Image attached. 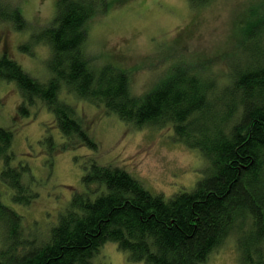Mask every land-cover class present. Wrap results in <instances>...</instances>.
<instances>
[{
	"label": "trees",
	"instance_id": "obj_1",
	"mask_svg": "<svg viewBox=\"0 0 264 264\" xmlns=\"http://www.w3.org/2000/svg\"><path fill=\"white\" fill-rule=\"evenodd\" d=\"M207 1L189 0L193 6ZM110 6L107 0H57L52 20L31 28L20 49H49L42 80L0 53V80L16 85L18 114L45 107L67 147L90 151L98 145L76 100L135 127L166 123L179 143L208 162L207 175L190 192L164 199L127 171L90 159L81 178L84 190L74 192L48 237L38 240L24 235L23 218L0 196V264H93L107 243L132 262L204 264L231 235L240 264H264V1L262 14L249 10L236 26L237 46L245 51L225 80L205 77L193 64L141 96L132 94L125 70L96 66L85 50L86 24ZM21 14L0 4V23L26 34ZM46 139L53 147L52 137ZM12 145L13 133L0 127V179L14 191V203L29 205L38 195L23 180L28 165H13Z\"/></svg>",
	"mask_w": 264,
	"mask_h": 264
},
{
	"label": "rangeland",
	"instance_id": "obj_2",
	"mask_svg": "<svg viewBox=\"0 0 264 264\" xmlns=\"http://www.w3.org/2000/svg\"><path fill=\"white\" fill-rule=\"evenodd\" d=\"M56 1L0 0V4L20 11L28 25L25 34L8 22L0 23V53L6 52L38 80L46 72L49 49L32 44L30 51L24 52L20 47L29 41L31 28L40 29L52 20ZM263 1L208 0L193 6L189 0H107L111 6L98 11L85 26V50L94 65L125 70L135 96L152 92L166 75L193 64L205 77L223 81L237 55L245 51L237 46L236 26L249 10L262 14ZM20 103L16 85L0 80V127L13 133V165H28L30 173L24 174L23 180L38 195L29 205L16 204L12 201L14 191L0 179V196L5 206L23 218L26 237H48L57 224V212L67 208L74 192L84 190L81 178L90 159L127 171L146 190L164 199L190 192L207 175L208 162L197 150L179 143L166 123L135 127L101 106L76 100L74 106L89 124L98 150L73 149L66 146L45 107L40 104L43 109L36 106L29 116H22L17 111ZM47 136L54 140L53 147ZM63 144L65 148L56 150ZM1 237L0 232V246ZM235 239L228 237L204 264H240ZM93 264L144 263L130 261L116 244L107 243Z\"/></svg>",
	"mask_w": 264,
	"mask_h": 264
}]
</instances>
